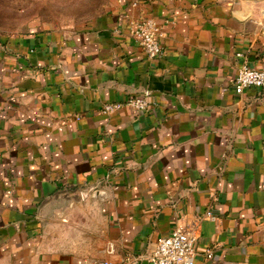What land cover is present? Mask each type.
Masks as SVG:
<instances>
[{
    "label": "crops",
    "instance_id": "0c3cea01",
    "mask_svg": "<svg viewBox=\"0 0 264 264\" xmlns=\"http://www.w3.org/2000/svg\"><path fill=\"white\" fill-rule=\"evenodd\" d=\"M145 15L163 57L129 32ZM263 15L264 0H111L76 30L1 32L0 264H122L176 228L197 230L194 264H264V91L234 90L244 61L263 66ZM144 91L145 111L101 110Z\"/></svg>",
    "mask_w": 264,
    "mask_h": 264
},
{
    "label": "built area",
    "instance_id": "2783aa9c",
    "mask_svg": "<svg viewBox=\"0 0 264 264\" xmlns=\"http://www.w3.org/2000/svg\"><path fill=\"white\" fill-rule=\"evenodd\" d=\"M258 28L254 35V41L261 43L259 51L260 58L264 62V15L258 21ZM130 34L136 39L139 45L149 58L163 57L165 49L161 39L166 32L156 19L151 15H145L130 22ZM254 47V45L252 46ZM251 50V49H250ZM244 52H237L238 57L245 56ZM257 87L264 91V63L262 67H253L244 61L238 69V74L234 83V90L238 96H242L246 89ZM150 91H144L142 94L130 97L124 103L113 102L106 103L102 107V112L111 114L124 105L130 106L137 111H145L149 108L151 102ZM205 217L210 220H216L217 217L210 208ZM197 230L181 228L174 229L170 234L160 237L154 249L147 255L130 254L124 257L122 264H140L147 261L148 264H194L197 254ZM213 249L207 251V257L211 258ZM85 264H111L109 261L93 260Z\"/></svg>",
    "mask_w": 264,
    "mask_h": 264
},
{
    "label": "rangeland",
    "instance_id": "374dc122",
    "mask_svg": "<svg viewBox=\"0 0 264 264\" xmlns=\"http://www.w3.org/2000/svg\"><path fill=\"white\" fill-rule=\"evenodd\" d=\"M111 0H0V33L32 22H54L76 30L93 22Z\"/></svg>",
    "mask_w": 264,
    "mask_h": 264
}]
</instances>
